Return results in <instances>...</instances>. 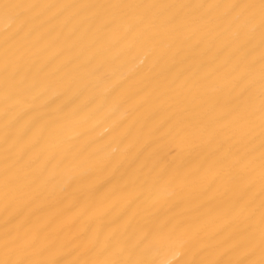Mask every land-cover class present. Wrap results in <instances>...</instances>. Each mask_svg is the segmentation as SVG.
<instances>
[{"label":"bare ground","instance_id":"6f19581e","mask_svg":"<svg viewBox=\"0 0 264 264\" xmlns=\"http://www.w3.org/2000/svg\"><path fill=\"white\" fill-rule=\"evenodd\" d=\"M0 264H264V0H0Z\"/></svg>","mask_w":264,"mask_h":264}]
</instances>
